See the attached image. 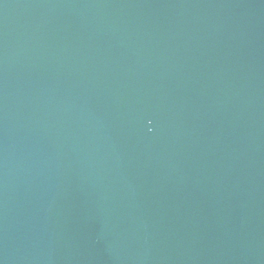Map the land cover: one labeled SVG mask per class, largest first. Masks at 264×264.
Here are the masks:
<instances>
[{
    "label": "water",
    "instance_id": "95a60500",
    "mask_svg": "<svg viewBox=\"0 0 264 264\" xmlns=\"http://www.w3.org/2000/svg\"><path fill=\"white\" fill-rule=\"evenodd\" d=\"M0 264H264V0H0Z\"/></svg>",
    "mask_w": 264,
    "mask_h": 264
}]
</instances>
